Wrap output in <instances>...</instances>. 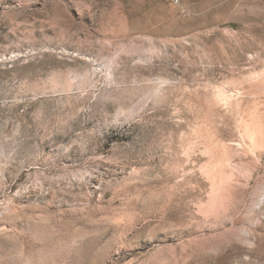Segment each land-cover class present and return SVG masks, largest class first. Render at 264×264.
Masks as SVG:
<instances>
[{
  "label": "rangeland",
  "instance_id": "374dc122",
  "mask_svg": "<svg viewBox=\"0 0 264 264\" xmlns=\"http://www.w3.org/2000/svg\"><path fill=\"white\" fill-rule=\"evenodd\" d=\"M250 123L264 0H0V264H264Z\"/></svg>",
  "mask_w": 264,
  "mask_h": 264
},
{
  "label": "bare ground",
  "instance_id": "6f19581e",
  "mask_svg": "<svg viewBox=\"0 0 264 264\" xmlns=\"http://www.w3.org/2000/svg\"><path fill=\"white\" fill-rule=\"evenodd\" d=\"M252 123L248 124L245 127V134L247 135V137L252 142V145L259 146V145L262 144V142H263L262 140L264 139L263 138L264 137V129H262V127L257 126L259 124L255 125V124H252Z\"/></svg>",
  "mask_w": 264,
  "mask_h": 264
},
{
  "label": "built area",
  "instance_id": "2783aa9c",
  "mask_svg": "<svg viewBox=\"0 0 264 264\" xmlns=\"http://www.w3.org/2000/svg\"><path fill=\"white\" fill-rule=\"evenodd\" d=\"M173 2H174L175 4H180V3H181V0H173Z\"/></svg>",
  "mask_w": 264,
  "mask_h": 264
}]
</instances>
